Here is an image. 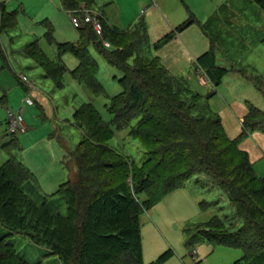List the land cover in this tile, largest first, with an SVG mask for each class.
I'll return each mask as SVG.
<instances>
[{
  "label": "trees",
  "instance_id": "1",
  "mask_svg": "<svg viewBox=\"0 0 264 264\" xmlns=\"http://www.w3.org/2000/svg\"><path fill=\"white\" fill-rule=\"evenodd\" d=\"M95 1L60 0V4L68 11L81 3L92 6ZM253 1L264 9V0ZM189 22L166 34L156 47ZM15 24V12L6 11L0 3V34ZM44 24V37L54 43L58 59L50 58L37 40L23 48L58 86L69 71L89 94L105 93L90 47L120 71L121 90L108 96L105 104L112 113L110 122L122 128L135 117L129 134L139 140L146 157L136 164L109 146L107 141L114 133L110 122L103 120L90 101L81 103L72 113L73 124L82 134L71 151L77 169L54 192L38 194L40 203L24 190V184L33 188L37 180L22 161L10 156L0 164V224L8 229L0 235V264H38L17 254L7 238L12 234H25L47 245L61 264H161L173 252L167 249L144 262L140 216L196 175L206 176L221 190L230 212L195 223V231L214 244L240 248L241 255L233 264H264V177L255 174L247 152L239 147L248 132L264 131V111L249 104V111L240 118L239 136L229 138L219 118L197 104L198 95L183 78L169 75L157 56L142 53L147 43L142 19L125 30L102 20L101 36L84 24L77 28L76 42H56L50 21ZM129 36L133 37L126 42ZM65 52L78 60L71 70L60 60ZM0 61L6 68L8 59L1 43ZM196 63L216 69L202 67L213 81L223 73L208 55L199 56ZM6 145L14 147L16 138ZM60 199L66 205L65 215L49 207ZM199 203L202 207L208 202Z\"/></svg>",
  "mask_w": 264,
  "mask_h": 264
},
{
  "label": "rangeland",
  "instance_id": "2",
  "mask_svg": "<svg viewBox=\"0 0 264 264\" xmlns=\"http://www.w3.org/2000/svg\"><path fill=\"white\" fill-rule=\"evenodd\" d=\"M151 1L142 0L141 4V0H113L122 14L138 13L140 16H135L134 20L131 16L119 18L122 23L119 27L125 29L142 19L147 38L142 53L157 56L169 75L183 78L190 91L198 95L197 104L202 103L210 115L219 118L229 138L238 137L240 118L249 111V104L264 111V9L253 0H156L157 6L146 8ZM0 2L6 11H13L16 15L15 27L0 34L1 46L13 68L9 71V68L1 67L0 61V164L10 156L22 161L37 180L33 188L28 183L24 184V190L40 203L38 194L52 193L61 182L71 179L77 169L71 151H75L82 134L73 124V110L90 101L103 120L110 122L112 113L105 104L108 96L121 90L118 81L121 73L90 47L98 62L97 79L105 93L89 94L69 71L63 74V85L58 86L23 47L37 40L50 58L58 59L54 43H49L44 37L47 20L51 22L56 42L78 40V29L61 7L60 0ZM110 3L108 0H96L88 7L101 13L99 8L115 9ZM101 20L106 23L103 16ZM181 21H190L180 30L182 35L177 34L178 39L156 47L164 37L162 35L169 33L170 29L172 31ZM131 37L125 38L126 42ZM105 45L111 47L108 41ZM201 55L212 57L215 67L223 70L217 81L209 78L206 71H194L193 67L197 66L216 70L212 65L196 63ZM189 56H195V61ZM60 60L68 69L78 62L70 52L62 54ZM199 73L205 76V84L199 81ZM27 91L34 101L32 105L22 101ZM187 100L191 101V98ZM19 107L27 129L13 134L7 130V109L16 112ZM135 120L132 118L130 124L122 128H116L110 122L114 133L107 143L140 164L146 157L145 151L139 140L129 134L130 125ZM12 138H16V145L10 148L6 144ZM239 147L247 152L255 174L264 177V131L248 132L239 140ZM179 190L185 192L189 200L168 202L167 195L140 216L144 262L149 263L163 251L171 249L172 255L161 264H233L241 255L240 248L214 244L194 229L197 222L214 214L230 212L226 200L221 198V190L214 184L211 186L204 175L193 176ZM201 200L208 203L201 207ZM49 207L52 211L66 214L63 199L49 203ZM7 232L8 229L0 224V235ZM7 238L17 254L30 263L62 262L57 255L49 253L47 245L33 242L28 235L12 234Z\"/></svg>",
  "mask_w": 264,
  "mask_h": 264
},
{
  "label": "built area",
  "instance_id": "3",
  "mask_svg": "<svg viewBox=\"0 0 264 264\" xmlns=\"http://www.w3.org/2000/svg\"><path fill=\"white\" fill-rule=\"evenodd\" d=\"M68 14L71 23L75 27H81L84 24H89L95 33L101 36L103 27L101 20L102 16L99 12L92 10L90 7H86L84 3H81L78 8L68 10ZM200 76L201 77H198L200 82L205 83V76ZM23 79H26V77L23 76ZM25 101L30 102L31 98L27 95L25 97ZM6 123L7 130L10 133H17L26 129L20 109L16 112H12L7 109Z\"/></svg>",
  "mask_w": 264,
  "mask_h": 264
},
{
  "label": "crops",
  "instance_id": "4",
  "mask_svg": "<svg viewBox=\"0 0 264 264\" xmlns=\"http://www.w3.org/2000/svg\"><path fill=\"white\" fill-rule=\"evenodd\" d=\"M109 2H111V3H113L112 5H113V8H115V9H110V8H99V9H101V14H102V16H103V18H104V20H106V23L107 24H109V25H111V26H115V27H117L118 29H122V30H125V29H128L129 27H131L133 24H131V25H129V27H127V28H125V29H123V28H121V27H119V26H121V21H120V19L119 18H126V17H129V16H131L130 18L132 19V20H134V18H136L135 16H137V18L139 17L140 18V16H138L139 14L137 13V15H131V13H128V14H122V12L120 11V10H117L116 9V6H114V2H113V0H108V3ZM0 3H3V2H0ZM110 3V4H111ZM141 4H142V0H141ZM4 5V4H3ZM155 6H157V1L156 0H152L151 1V3L149 4V5H147L146 6V8H148V7H155ZM103 7V6H102ZM4 8H5V5H4ZM53 11H55V10H53ZM66 11V10H65ZM67 13H68V11H66ZM108 18H110V19H108ZM130 19V20H131ZM182 22V21H181ZM181 22H178V24L176 23L175 24V27L172 29V30H174V29H176V27H178L180 24H182ZM51 23V22H50ZM183 29V28H182ZM170 31H171V29H170ZM181 31L179 30V31H177L175 34H174V36L171 38V39H178L179 38V36L178 35H182L181 33H180ZM166 34H168V32L167 33H165L164 35H162V36H165ZM178 34V35H177ZM170 39V40H171ZM169 41V40H168ZM166 43V42H165ZM47 54V53H46ZM195 56H189L188 58H190L191 60H193V62L195 61V58H194ZM7 59H8V62H7V67L6 68H9V71H11V70H13V68H11L12 67V64H11V62H10V59L7 57ZM189 59V60H190ZM78 63V62H77ZM2 65V64H1ZM75 66V65H74ZM74 66H73V68H74ZM73 68H71V69H73ZM194 68V71L197 69V70H199V72L201 71L202 73L204 72L205 73V70L202 68V67H193ZM201 68V69H200ZM71 69H68L67 68V70H71ZM208 76V75H207ZM17 77V76H16ZM72 77V76H71ZM199 79V78H198ZM75 80V79H74ZM76 81V80H75ZM200 81V80H199ZM77 82V81H76ZM206 82H207V80H206ZM29 86L30 87H33V86H31V84H29ZM26 88V87H25ZM27 90H28V88H27ZM29 91H27V94L30 96V93H28ZM26 94V95H27ZM25 95V96H26ZM25 96H23L22 97V101H24L26 104H28V105H32L33 103H34V101H33V99H32V97L30 96V98H31V101L30 102H27V101H25L24 100V97ZM19 109L21 110V107H19ZM27 129V128H26ZM25 129V130H26ZM24 130V131H25ZM68 154V153H67ZM209 181V180H208ZM209 184L212 186V184H211V182L209 181ZM180 189V188H179ZM179 189H176V190H174V191H172V192H170V193H168L167 195H168V202H170V201H174V200H176V201H179V200H177V199H184V200H189V197L185 194V192H182V190H179ZM56 190V189H55ZM54 192V191H53ZM167 195H165V196H167ZM165 196H164V198H165ZM221 198H223L224 200H225V198H224V196L223 197H221ZM200 202V201H199ZM159 203V202H158ZM151 209V208H150ZM154 260V259H153ZM152 261V260H151Z\"/></svg>",
  "mask_w": 264,
  "mask_h": 264
}]
</instances>
